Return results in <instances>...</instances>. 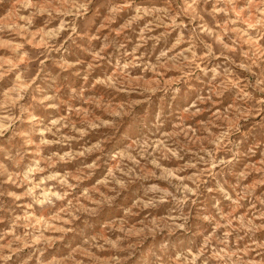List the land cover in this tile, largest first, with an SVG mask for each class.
Here are the masks:
<instances>
[{"label":"rangeland","instance_id":"374dc122","mask_svg":"<svg viewBox=\"0 0 264 264\" xmlns=\"http://www.w3.org/2000/svg\"><path fill=\"white\" fill-rule=\"evenodd\" d=\"M0 264H264V0H0Z\"/></svg>","mask_w":264,"mask_h":264}]
</instances>
